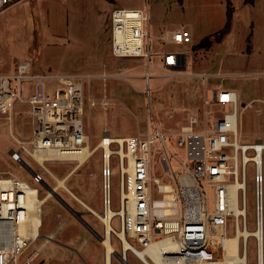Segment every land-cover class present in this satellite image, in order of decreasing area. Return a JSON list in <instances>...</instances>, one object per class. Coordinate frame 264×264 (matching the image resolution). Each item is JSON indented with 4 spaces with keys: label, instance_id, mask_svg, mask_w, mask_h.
I'll use <instances>...</instances> for the list:
<instances>
[{
    "label": "rangeland",
    "instance_id": "obj_1",
    "mask_svg": "<svg viewBox=\"0 0 264 264\" xmlns=\"http://www.w3.org/2000/svg\"><path fill=\"white\" fill-rule=\"evenodd\" d=\"M227 3L234 11L231 30L219 36L227 21ZM149 6L150 28L153 37L151 51L150 98L145 92L146 82L141 76L146 71L147 60L141 57L117 58L112 54L111 15L116 7L140 8ZM186 27L191 42L166 44L158 37L164 33ZM218 33V34H216ZM210 37L209 44H201ZM172 50L187 55L185 74L164 75L157 53ZM27 61L35 72L88 74L93 78L86 84V95L95 99L107 96V109L89 108L85 115V128L90 147H95L108 130L111 136H145L155 132L156 123L168 133L166 144L175 157L171 164L176 174L182 163L191 164L187 150L178 144L174 135L187 124L191 116L197 118L199 129L211 126L214 119L232 111L231 105L206 104L213 101L214 90L222 85L234 89L239 95V141L264 143V0L244 4L243 0H21L0 12V74L12 73L18 62ZM201 73L212 74L207 79ZM263 75H255V74ZM23 94L31 93V82L23 83ZM259 98L253 108L244 104ZM29 106L15 103L10 123L0 115V173L17 176L44 198L49 190L44 183L57 187L56 192L42 205L43 225L40 238L23 254L26 258L54 234L53 240L36 256L32 264H104L105 237L102 220L73 197L57 178H66L65 185L77 197L100 214L102 201V151L97 149L75 172L76 161H46L48 171L39 166L25 152L22 159L33 172H40L43 182L33 179V173L21 162L11 157V151H19L15 137L26 145L32 138V118ZM170 133V134H169ZM15 136V137H14ZM161 144L160 141L156 143ZM264 175V151H263ZM151 173L162 183L172 184L158 161L157 152L151 163ZM71 174V175H70ZM112 208L119 207V169L115 158L112 162ZM209 212L215 210V188L206 187L201 180ZM58 195V197H57ZM154 198L161 195L154 192ZM255 183L253 164L248 166L247 202L248 228L255 229ZM82 214V218L94 233L66 206ZM115 229L120 228L119 217L112 220ZM100 237H98V235ZM234 219L229 220V235L234 236ZM155 235V234H154ZM114 264H121L117 253L122 243L112 234ZM132 243L135 244L133 240ZM241 248V246H240ZM241 250V249H240ZM121 260V259H120ZM122 261V260H121ZM129 264L143 262L129 252ZM122 264L123 261H122ZM248 264H257L256 243L250 238Z\"/></svg>",
    "mask_w": 264,
    "mask_h": 264
},
{
    "label": "built area",
    "instance_id": "obj_2",
    "mask_svg": "<svg viewBox=\"0 0 264 264\" xmlns=\"http://www.w3.org/2000/svg\"><path fill=\"white\" fill-rule=\"evenodd\" d=\"M20 1L0 0V12ZM111 30L113 56L147 60L146 71L141 76L145 79V92L150 98L149 68L153 37L148 4L146 10L114 8ZM158 39L166 44H176L191 42L192 37L186 27H181L160 35ZM183 54L172 50L157 53L164 75L185 74V70L180 69L184 64L187 67V55ZM200 75L207 79L212 74ZM92 78L84 73L35 72L27 61L18 62L12 73L0 74V115L11 123L15 103L21 101L29 106L28 112L32 118V138L28 141L31 148L26 145L27 141L14 136L20 144L19 151H11L14 160L20 162L23 151L48 171L46 161L73 160L78 164V159L67 157L81 153L84 148H90L92 152L96 148L101 149L102 214L105 215L107 206L112 208V162L115 158L119 169V207L114 209L112 220L119 217L120 228L116 230L127 232V239L131 243V247L126 249L127 254L131 252L136 256V249L145 250L153 242L167 239L170 245L160 253L166 262L181 260L182 264H213L226 258L229 238L237 236L240 229H249L247 174L250 163L254 167L255 183L253 231L264 229V143L261 139L253 143L239 141L240 111L236 90L219 85L214 90L213 101L206 100V104L219 105L221 109L227 105L232 107V111L215 118L211 126L200 130L197 118L191 116L189 122L174 133L178 137V144L186 147L187 158L191 161V164L182 163L178 170L185 172L177 175L171 164L175 156L165 141L168 133L162 131L157 123L155 132L149 131L143 137H114L104 129L98 144L90 147L85 128L87 109L105 110L110 106L107 96L95 99L86 95V84ZM25 81L32 85L31 93L27 96L22 90ZM258 102L261 99H253L244 104V108H253ZM158 141L161 144L157 145ZM155 152L172 184L162 183L160 178L152 175L151 163ZM33 179L38 183L43 182L40 172L35 171ZM55 179L58 181L57 177ZM201 180H204L206 187L215 188L213 212L207 209ZM32 188L37 192L32 193ZM56 190L57 187H53V191L48 190L44 197H51ZM154 192L161 197L154 198ZM37 196L38 189L25 180L0 173V264H32L39 255L40 251L37 253L36 249L22 258L40 237L38 230L41 229L42 204L32 201ZM236 204L238 213L235 211ZM36 216L39 217L38 221L35 220ZM230 218L234 219V236L229 235ZM253 231L248 239L241 233V253H248L249 240L254 238L257 264H260L263 239ZM112 234L119 237L123 248L119 233L112 230ZM46 237L45 241L50 242L54 234ZM139 259L144 264L155 263L149 253L145 254V259Z\"/></svg>",
    "mask_w": 264,
    "mask_h": 264
},
{
    "label": "bare ground",
    "instance_id": "obj_3",
    "mask_svg": "<svg viewBox=\"0 0 264 264\" xmlns=\"http://www.w3.org/2000/svg\"><path fill=\"white\" fill-rule=\"evenodd\" d=\"M96 150H97V148L94 149V151L92 152L90 148H88V149L84 148L81 151V153L74 154V155L67 157L68 159H78L79 160V163L72 170L71 174L73 172H75V170L78 167L83 165ZM40 159L41 158L39 157V160ZM68 177L63 178V179L58 178V185L59 186H66L65 181ZM36 192L37 191H35V188H32V193H36ZM70 192L72 195H74V197L80 203H82L84 206H86L89 210L93 211L94 214L97 215L103 221V223L105 225V230H106V238L104 239L103 243L105 244V247H106L107 264H111V254L115 251L114 247L112 245V242H111L112 230H115L122 237L124 249L131 247V243L127 239L126 230L124 232H120V231L116 230L112 225V217L115 214V210L113 208H110L109 206H107V210L105 211V215L100 214L98 211L94 210L91 206L86 204L82 199L77 197L72 191H70ZM49 198H50V195H48L44 198H40L39 196H37V197H34L32 201H34V202H35V200L39 201L38 203L43 205L47 201V199H49ZM235 211L237 213L239 212V208H238L237 204L235 205ZM35 220L38 221L39 217L36 216ZM42 225H43V220H41V227H42ZM252 231L253 230H249V229H247V230H241L240 229L237 236L229 238V240L227 242V246H226V258L220 259L218 262L213 263V264H239V263L248 264V260H247L248 253L246 252V254H243V253H241V250H240L241 249L240 248V246H241V239H240L241 236L240 235L243 234L246 237V239H248V236L250 234H252L251 233ZM253 232L258 233L260 238L263 239V246L261 247L259 259H260V264H264V229L261 228L258 232H256V230H254ZM40 233H41V229L38 230L39 236H40ZM45 243H47V242L45 241L44 243H42V245L39 248H37V253L42 249L43 246H45ZM169 243L170 242L167 239L157 241V242H153L145 250L136 249L135 250L136 256L139 258L145 259V254L149 253L155 260V263H152V264H182L181 260H176L175 262H172V261L166 262L164 260V258L161 257L160 253L162 251H164V249H166L168 247V245H170ZM257 255H258V253H257Z\"/></svg>",
    "mask_w": 264,
    "mask_h": 264
},
{
    "label": "water",
    "instance_id": "obj_4",
    "mask_svg": "<svg viewBox=\"0 0 264 264\" xmlns=\"http://www.w3.org/2000/svg\"><path fill=\"white\" fill-rule=\"evenodd\" d=\"M183 56H185L184 54H183ZM181 70H185L186 69V64H184L181 68H180ZM21 163H23L32 173H34L33 172V170L28 166V164L22 159L21 161H20ZM44 185H45V187H47L50 191H53V187L52 186H50V185H48L47 183H44ZM57 197H58V195H57ZM66 206L68 207V209L72 212V214L73 215H75L78 219H80L87 227H89L91 230H92V228L88 225V223H86V221H84V219L82 218V214L80 213V212H78V211H75L74 209H72L70 206H68L67 204H66ZM91 211V210H90ZM91 212H93V211H91ZM112 234V233H111ZM100 237V236H99ZM100 239L101 240H104V237L103 236H101L100 237ZM115 252V251H114ZM117 255L122 259V261H123V263L124 264H129L128 263V261H127V251H126V249H124V248H122V252L121 253H117Z\"/></svg>",
    "mask_w": 264,
    "mask_h": 264
},
{
    "label": "trees",
    "instance_id": "obj_5",
    "mask_svg": "<svg viewBox=\"0 0 264 264\" xmlns=\"http://www.w3.org/2000/svg\"><path fill=\"white\" fill-rule=\"evenodd\" d=\"M255 0H243L244 4H254ZM230 5L227 3V21L225 23V26L223 29H221L218 33L220 34L219 36H222L224 34H227L231 30V25H232V18H233V13L232 9L229 7ZM216 33V34H218ZM210 43V37H205L204 40L201 42V44H209Z\"/></svg>",
    "mask_w": 264,
    "mask_h": 264
},
{
    "label": "crops",
    "instance_id": "obj_6",
    "mask_svg": "<svg viewBox=\"0 0 264 264\" xmlns=\"http://www.w3.org/2000/svg\"><path fill=\"white\" fill-rule=\"evenodd\" d=\"M66 187V186H65ZM67 188V187H66ZM68 189V188H67ZM67 191H71V190H67ZM70 194H71V192H70ZM73 197H74V195H73ZM75 198V197H74ZM77 200V199H76ZM104 224V223H103ZM92 231L94 232V230L92 229ZM104 231H105V225H104ZM94 233H96V232H94ZM106 234V233H105ZM98 235V237H99V234H97ZM112 236V235H111ZM99 240H100V242L102 241V243H103V240H101L100 238H99ZM111 242H112V238H111ZM104 244V243H103ZM105 246V245H104ZM115 250V249H114ZM113 254H114V252L111 254V264H114V260H113ZM120 258V257H119ZM121 259V258H120ZM120 259H118L120 262H121V264H122V259L120 260ZM104 264H107V258H106V248H105V252H104ZM144 264V263H143Z\"/></svg>",
    "mask_w": 264,
    "mask_h": 264
},
{
    "label": "flooded vegetation",
    "instance_id": "obj_7",
    "mask_svg": "<svg viewBox=\"0 0 264 264\" xmlns=\"http://www.w3.org/2000/svg\"><path fill=\"white\" fill-rule=\"evenodd\" d=\"M105 233H106V230H105ZM106 238V234H105V237H104V239ZM104 241V240H103ZM107 258V257H106Z\"/></svg>",
    "mask_w": 264,
    "mask_h": 264
}]
</instances>
